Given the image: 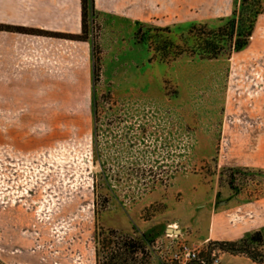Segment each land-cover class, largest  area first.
Returning <instances> with one entry per match:
<instances>
[{"label":"rangeland","instance_id":"rangeland-1","mask_svg":"<svg viewBox=\"0 0 264 264\" xmlns=\"http://www.w3.org/2000/svg\"><path fill=\"white\" fill-rule=\"evenodd\" d=\"M206 13L140 23L87 0L85 32L58 35L88 43L87 77L0 94V264H191L186 248L264 264V148L222 141L225 124L263 133L241 107L264 104V82L247 87L264 75V16L249 48L208 58L201 38L232 12Z\"/></svg>","mask_w":264,"mask_h":264},{"label":"crops","instance_id":"crops-1","mask_svg":"<svg viewBox=\"0 0 264 264\" xmlns=\"http://www.w3.org/2000/svg\"><path fill=\"white\" fill-rule=\"evenodd\" d=\"M236 1L233 5V0H94V10L105 15L146 23L163 16L185 17L191 12L192 6L210 12L206 13V16H225L230 11L233 12ZM262 16L264 14L257 21L249 45L242 51L252 45L258 34ZM0 26L34 29L41 32L33 34L0 29V94L2 97L24 98L29 96L33 87H39L41 83L78 81L81 74L83 78L87 77V65L90 59L88 43L58 36L79 35L83 32V0H0ZM82 68L83 71H81ZM249 77L250 82H254L247 86L249 90L255 91V87L258 86L255 83L264 82L262 74H253ZM236 81L237 79H233V87H237ZM51 86L56 88L54 85ZM243 88H245L244 85ZM262 95L264 96V91ZM241 108L248 110L249 114L257 112L264 114V104L254 106L255 111L248 106ZM247 112L243 111V113ZM252 120L255 121V117ZM237 128L239 133L233 135L236 129L227 128L225 124L223 145L240 146L241 153L252 151L256 145L264 148V129L263 133L261 128L258 131L255 124L252 128L238 126ZM240 160L242 162L225 165L252 166L249 162L253 159ZM220 227L217 220L212 222V233L219 232ZM232 234H235L234 231Z\"/></svg>","mask_w":264,"mask_h":264},{"label":"trees","instance_id":"trees-1","mask_svg":"<svg viewBox=\"0 0 264 264\" xmlns=\"http://www.w3.org/2000/svg\"><path fill=\"white\" fill-rule=\"evenodd\" d=\"M91 5L92 8H94V0H91ZM86 7L87 0H83V32H85ZM262 14H264V0H237L232 12V16L227 20L226 26L221 27L216 31H209L204 33L203 37L201 38L202 42L198 44L199 46H201V51H199V54L203 56L205 55L208 58H217L224 50L223 45L227 40L232 42V49L234 52L242 51L249 45L257 21ZM154 30L165 29L154 27ZM182 53L183 50L179 52L174 51L175 56H179ZM97 70L98 67L95 63V74ZM252 239L262 241L261 232H256L253 235ZM104 242V245L112 244L111 240H106ZM125 246L126 249H130V251H126L129 254H136L140 248L136 244L132 243H127ZM116 257L117 255H115L114 252H111L109 255H107V264H118L114 261L116 260ZM252 258L254 260H257V258L254 256Z\"/></svg>","mask_w":264,"mask_h":264},{"label":"built area","instance_id":"built-area-1","mask_svg":"<svg viewBox=\"0 0 264 264\" xmlns=\"http://www.w3.org/2000/svg\"><path fill=\"white\" fill-rule=\"evenodd\" d=\"M186 256L191 264H221V257L212 255L210 258L200 257L199 252L186 248Z\"/></svg>","mask_w":264,"mask_h":264},{"label":"water","instance_id":"water-1","mask_svg":"<svg viewBox=\"0 0 264 264\" xmlns=\"http://www.w3.org/2000/svg\"><path fill=\"white\" fill-rule=\"evenodd\" d=\"M173 230V229H172ZM172 230H170V231H172Z\"/></svg>","mask_w":264,"mask_h":264}]
</instances>
